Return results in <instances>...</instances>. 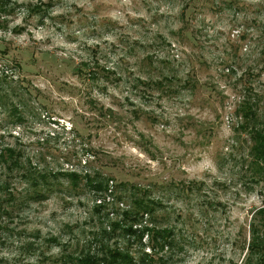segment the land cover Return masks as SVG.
Here are the masks:
<instances>
[{"label": "rangeland", "instance_id": "rangeland-1", "mask_svg": "<svg viewBox=\"0 0 264 264\" xmlns=\"http://www.w3.org/2000/svg\"><path fill=\"white\" fill-rule=\"evenodd\" d=\"M6 9L0 154L13 158H0V264H60L107 225L91 209L102 196L73 188L65 170H98L109 188L134 185L156 200L151 220L174 234L167 264H243L264 191L250 179L234 111L251 96L264 124V0H8ZM106 202L110 219L128 203Z\"/></svg>", "mask_w": 264, "mask_h": 264}, {"label": "trees", "instance_id": "trees-1", "mask_svg": "<svg viewBox=\"0 0 264 264\" xmlns=\"http://www.w3.org/2000/svg\"><path fill=\"white\" fill-rule=\"evenodd\" d=\"M7 2L8 0H0V13L8 11ZM83 66L86 67L84 64ZM259 109L256 99L242 96L234 114L241 120V124L237 125L235 130L249 136L246 160L249 161L247 168L250 179L264 191V124L259 125L261 123L258 118ZM7 152L5 157L0 154V158L5 160L9 157L12 160V150L7 149ZM42 174L39 172L34 177L42 178ZM58 175L66 178L73 188L82 184L81 187L92 192L95 198L102 196L103 200L94 203L91 209L101 214L107 222L106 226H99V230L93 233L92 246H87L80 253H66L60 264H167L166 256L161 254L165 248L173 246L174 234L171 228H160L151 220L158 205L156 200L138 195L136 192L139 189L134 185L133 187L130 185L129 189L125 183H120L118 187L115 185L109 188L111 178L103 176L98 170L91 172L65 170L59 171ZM30 180L35 188L36 180L32 177ZM106 194L112 195L117 202L126 198L128 203L118 214L119 217L108 218V202L104 203ZM250 216L246 226L248 236L243 243L246 250L242 258L243 264H264V205L254 209ZM113 235L126 239L125 245L110 242ZM130 242L137 244L141 251L133 253L127 247ZM145 246L149 249L148 253L143 249Z\"/></svg>", "mask_w": 264, "mask_h": 264}]
</instances>
